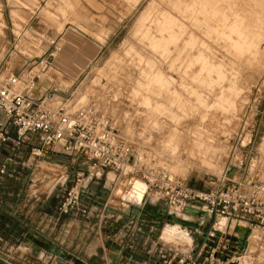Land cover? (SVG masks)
<instances>
[{
	"label": "rangeland",
	"instance_id": "1",
	"mask_svg": "<svg viewBox=\"0 0 264 264\" xmlns=\"http://www.w3.org/2000/svg\"><path fill=\"white\" fill-rule=\"evenodd\" d=\"M162 1H0V63H5L6 73L31 72L29 75L35 78V96H45L49 107L64 104L74 110L88 104L98 106L116 120L132 143L136 165L122 173L110 198L106 195L104 199H97L100 208L106 204L108 208H122L117 200L132 205L141 200L140 191L126 194L120 189L127 191V176L134 169L139 170L140 165L165 170L200 191L218 187L223 174L228 171L229 175L233 166L237 168L235 174L227 175L224 183L245 186L249 182L264 183V0ZM213 1L217 2V7L213 6ZM171 3L174 7L178 5L182 13L176 8L175 11ZM218 5L221 6L218 8ZM185 8L189 9L184 14ZM216 12L223 19L225 15V21ZM85 13L90 17L83 16ZM144 17L148 20L142 23ZM163 18L168 21L166 24L173 19L179 26L172 27L174 24L170 22L172 29L168 31ZM231 22L239 25L234 28ZM70 23L85 32L89 39L69 27ZM230 25L234 30L226 28ZM154 27L156 30L159 27L156 34ZM198 28L201 33L197 32ZM182 29L188 30L182 35ZM219 29H223V33ZM230 31L240 35L230 34ZM170 40L176 46L168 45ZM38 58L43 61L40 66L35 62ZM158 74L163 75L161 80ZM50 95L54 97L48 99ZM62 163L66 164L64 160ZM64 164L59 167L39 165L31 177L32 191L46 195L54 188L56 201L61 204L75 181V174L72 177L68 170L70 165ZM103 185L104 178L96 186L91 183L87 186L99 196ZM203 215V210L171 213L165 222L175 221L181 226L179 233L196 239L198 236L193 233L203 226ZM211 225L212 221L205 223L202 231H207ZM218 240H214L215 243ZM222 240H228L229 245L222 257H230L235 251L234 238L225 236ZM174 244L180 251L188 249L181 243ZM249 258L261 263L263 256L258 260Z\"/></svg>",
	"mask_w": 264,
	"mask_h": 264
},
{
	"label": "crops",
	"instance_id": "2",
	"mask_svg": "<svg viewBox=\"0 0 264 264\" xmlns=\"http://www.w3.org/2000/svg\"><path fill=\"white\" fill-rule=\"evenodd\" d=\"M83 16L88 18L90 14L85 13ZM42 96L40 94L37 98ZM6 123V118L0 111V124L6 126L9 137L8 144L3 146L0 154V168L4 167L6 171L5 175L0 176V259L3 261L11 264H163L159 257L167 250L189 254L202 243L203 236L209 230L204 232L202 227L211 219L206 208L198 203L189 204L184 210L177 211L169 209L163 198L146 195L144 207L149 208L147 213L137 214L133 218L129 210L123 208L121 201L117 200L122 208H110L122 212L123 216L103 214L107 204L100 208L97 199H102L103 195L110 198L118 181V175L108 170L102 171L87 183L96 186L104 178L101 191L103 195L98 196L90 187L82 194V199L74 210L68 214H60V203L56 201L57 197L52 191L54 188L46 195L40 191H32L34 184L31 177L39 165L59 167L64 164L63 160L66 162L64 165H70L68 170L74 177L78 165L62 158L30 156V146L27 143L18 147L13 144L15 129ZM120 189L126 194L136 193L129 184L126 192L124 188ZM197 210H203L204 215L201 221L203 226L193 233L198 236L196 239L179 233L181 226L175 221L160 223V212H164L168 218L171 213ZM223 230L226 237L234 238V257L255 254L254 235L244 221L225 220L220 231ZM33 238L43 241L49 248L60 250L67 258L60 260L58 256L50 255L34 244ZM174 243H181L188 249L180 251ZM222 243L226 245L228 240ZM210 244L208 250L214 249L216 243ZM217 253V257H222L225 251L219 249ZM106 257H109V262ZM261 261L264 264V255Z\"/></svg>",
	"mask_w": 264,
	"mask_h": 264
},
{
	"label": "built area",
	"instance_id": "3",
	"mask_svg": "<svg viewBox=\"0 0 264 264\" xmlns=\"http://www.w3.org/2000/svg\"><path fill=\"white\" fill-rule=\"evenodd\" d=\"M6 72L5 63L1 62L0 111L6 118V125L15 129L13 144L18 147L27 143L30 154L36 158L65 156L68 163L78 165L74 171V186L58 207L60 214L74 210L85 192L87 183L79 172L81 164L87 168L88 180L104 170L115 172L119 178L128 167L136 165L132 143L126 139L116 120L98 106L88 104L74 110L67 109L64 104L49 107L45 96H35V78L29 75L31 72ZM8 141L6 126L0 124V154ZM138 169L129 173L127 185H132L135 179L143 182L147 187L145 200L146 195L163 198L169 209L177 211L198 203L206 208L212 221L195 251L179 254L168 250L160 257L163 264H261L249 257L258 260L264 255V183L226 184L227 171L218 187L200 191L188 187L165 170L142 165ZM5 174V168L1 167L0 176ZM220 219L244 221L254 235L255 254L217 257L219 249L225 252L229 249L228 244L222 243L225 230L219 229ZM217 238L214 249L208 250V244Z\"/></svg>",
	"mask_w": 264,
	"mask_h": 264
},
{
	"label": "bare ground",
	"instance_id": "4",
	"mask_svg": "<svg viewBox=\"0 0 264 264\" xmlns=\"http://www.w3.org/2000/svg\"><path fill=\"white\" fill-rule=\"evenodd\" d=\"M159 1H162V0H159ZM175 1H176V0H175ZM188 1H190V0H188ZM191 1H192V0H191ZM199 1H200V0H199ZM208 1H209V0H208ZM215 1H217V0H215ZM218 1H219V0H218ZM227 1H228V0H227ZM227 1H226V2H227ZM243 1H244V0H243ZM243 1H242V2H243ZM252 1H253V0H252ZM259 1H260V0H259ZM261 1H263V0H261ZM261 1H260V2H261ZM162 2H163V1H162ZM168 2H169V1H168ZM173 2H174V1H173ZM179 2H180V1H179ZM195 2H197V1H195ZM195 2H194V3H195ZM213 2H214V1H213ZM224 2H225V1H224ZM228 2H230V1H228ZM233 2H234V0H233ZM238 2H239V1H238ZM247 2H248V1H246V3H247ZM250 2H251V0H250ZM160 3H161V2H160ZM177 3H178V2H177ZM177 3H176V4H177ZM187 3H188V2H187ZM187 3H186V4H187ZM190 3H191V2H190ZM200 3H201V1H200ZM200 3H199V4H200ZM207 3H208V2H207ZM214 3H215V2H214ZM219 3H222V2H219ZM219 3H218V4H219ZM171 4H172V3H171ZM181 4H182V3H181ZM181 4H180V5H181ZM191 4H192V3H191ZM205 4H206V2H205ZM209 4H210V3H209ZM209 4H208V5H209ZM212 4H213V3H212ZM215 4H216V5H215ZM215 4H214L213 6H216V7H217V2H216ZM229 4H230V3H229ZM229 4L227 5L228 7L230 6ZM238 4H240V3H238ZM238 4L236 3V5H238ZM247 4H248V6H249V2H248ZM247 4H246V5H247ZM261 4H262V3H261ZM163 5H164V4H163ZM165 5H166V4H165ZM173 5H174V4H172V6H173ZM187 5H188V4H187ZM189 5H190V4H189ZM196 5H198V3H197ZM221 5H222V4H221ZM221 5H218V8H219V6H221ZM232 5H233V4H232ZM232 5H231V6H232ZM234 5H235V4H234ZM151 6H152V5H151ZM168 6H169V5H168ZM168 6H167V8H168ZM177 6H178V5H176V7L173 6V7H174V10H175V8L177 9ZM198 6H200V5H198ZM198 6H197V8H198ZM242 6H243V5H242ZM154 7H156V6H154ZM158 7H159V10H161V9H160L161 6H158ZM178 7H179V6H178ZM181 7H182V6H181ZM184 7H185V6H183L182 8H184ZM191 7H193V6H191ZM195 7H196V6H195ZM202 7H203V6H202ZM204 7H205V6H204ZM225 7H226V6H225ZM228 7H227V8H228ZM234 7H235V6H234ZM151 8H153V7H151ZM151 8H150V10H151ZM162 8H163V7H162ZM164 8H165V7H164ZM199 8H200V7H199ZM199 8H198V9H199ZM208 8L210 9V7H208ZM212 8H214V7H212ZM218 8H217V9H218ZM232 8H233V6H232ZM236 8H237V7H236ZM241 8H242V7H241ZM244 8H245V7H244ZM244 8H243V9H244ZM156 9H157V8H156ZM169 9H170V8H169ZM188 9H189V8H188ZM188 9H187V10H188ZM223 9H224V8H223ZM229 9H230V7H229ZM239 9H240V8H239ZM243 9H242V10H243ZM248 9H249V8H248ZM153 10H154V8H153ZM153 10H152V11H153ZM171 10H172V9H171ZM178 10H179V11H178ZM182 10H183V9H182ZM187 10H186V8H185V12L183 11V13L185 14V13L187 12ZM195 10H196V9H195ZM195 10H194V11H195ZM200 10H201V9H200ZM204 10H205V9H204ZM221 10H222V9H221ZM221 10H219V11H221ZM225 10H226V9H225ZM230 10H231V9H230ZM161 11H162V10H161ZM175 11H176V10H175ZM190 11H191V10H190ZM206 11H207V10H206ZM210 11H212L211 13H213V10H210ZM227 11H228V10H227ZM234 11H235V10H234ZM238 11H239V10H238ZM240 11H241V10H240ZM163 12H165V11H163ZM172 12H173V11H172ZM177 12H181L180 9H177ZM188 12H189V11H188ZM191 12H193V11H191ZM195 12H196V14H197L198 11H195ZM202 12H203V11H202ZM202 12H201V13H202ZM228 12H230V11H228ZM228 12H227V13H228ZM232 12H233V11H232ZM244 12H245V11H244ZM149 13H150V12H149ZM149 13H148V14H149ZM151 13H152V12H151ZM154 13H155V15H156L158 12H157V13L154 12ZM154 13H153V14H154ZM161 13H162V12H160L159 14L161 15ZM169 13H170V12H169ZM181 13H182V12H181ZM181 13H179V14L181 15ZM199 13H200V12H199ZM203 13H205V12H203ZM208 13H209V12H208ZM214 13H215V12H214ZM222 13L224 14V11H223ZM222 13H221V15L223 16ZM225 13H226V12H225ZM234 13H235V12H234ZM166 14H167V13H166ZM166 14H165V15H166ZM177 14H178V13H176V16H177ZM184 14H182V15H184ZM209 14H210V13H209ZM216 14H217V12H216ZM216 14H215V16H216ZM218 14H219V13H218ZM218 14H217V15H218ZM146 15H147V14H146ZM165 15H164V16H165ZM169 15H170V14H169ZM188 15H191V14H188ZM200 15H201V14H200ZM200 15H199V17L202 18V16H200ZM202 15H204V14H202ZM205 15H206V14H205ZM211 15H213V14H211ZM227 15H228V14H226V16H227ZM232 15H233V14H232ZM232 15H231V16H232ZM237 15L239 16L240 13L237 14ZM237 15H236V16H237ZM144 16H145V15H144ZM152 16H153V15H152ZM166 16H167V15H166ZM178 16H179V15H178ZM196 16H197V15H196ZM207 16H208V15H207ZM231 16H230L229 18H231ZM242 16H243V15H242ZM147 17H148V15H147ZM147 17H144L145 21L142 22V23H145V22H146ZM154 17H155V16H154ZM170 17H171V16H170ZM192 17H193V16H192ZM194 17H195V15H194ZM197 17H198V16H197ZM218 17H219V15H218ZM227 17H228V16H227ZM232 17H233V16H232ZM148 18H149V17H148ZM152 18H153V17H152ZM165 18H169V17H165ZM174 18H175V17H174ZM178 18H179V17H178ZM178 18H177V19H178ZM180 18H181V17H180ZM184 18H185V17H184ZM186 18H189V17H186ZM195 18H196V17H195ZM211 18H212V17H211ZM216 18H217V16H216ZM216 18H215V19H216ZM219 18L223 19L222 17H219ZM229 18H228V19H229ZM235 18H236V17H235ZM150 19H151V18H150ZM153 19H155V18H153ZM163 19H164V18H163ZM196 19H197V18H196ZM196 19H195V21H196ZM203 19H204V18H203ZM225 19H226V17H225V15H224V19H223V20L225 21ZM228 19H227L226 21H228ZM233 19H234V18H233ZM239 19H240V18H239ZM241 19H242V18H241ZM147 20H148V19H147ZM156 20H157V19H156ZM160 20H161V19H160ZM167 20H168V19H167ZM169 20H170V19H169ZM172 20H173V19H172ZM172 20H170V22H172ZM181 20H182V19H181ZM191 20H192V19H191ZM198 20H199V19H198ZM210 20H211V19H210ZM218 20H219V19H218ZM218 20H217V21H218ZM223 20H221V21H223ZM231 20H232V19H231ZM236 20H238V18H236ZM162 21H163V20H162ZM164 21H165V19H164ZM187 21H188V20H187ZM187 21H186V24H187ZM195 21H194V25H196ZM212 21H214V20H212ZM233 21H234V20H233ZM241 21H242V20H241ZM166 22H168V21H165V24H166ZM170 22H169V25L171 24ZM189 22H190V21H189ZM192 22H193V21H192ZM237 22H238V21H237ZM154 23H155V22H154ZM157 23H159V20L157 21ZM184 23H185V22H184ZM197 23H199V22H197ZM214 23H215V22H214ZM217 23L219 24V22H217ZM224 23H225V22H224ZM148 24H149V23H148ZM173 24H174V21L172 22V25H173ZM177 24H178V25H177ZM182 24H183V23H182ZM182 24H180V25H182ZM225 24H226V23H225ZM228 24H229V23H228ZM231 24H232V22H231ZM144 25H145V24H144ZM149 25H150V24H149ZM166 25H168V24H166ZM169 25L167 26V29H166V30H168V31H170V29H172V27H175V25H177V27H178V26H179V23H178V21H177V23L174 24V26H172L171 28H170L171 25H170V26H169ZM198 25H199V24H198ZM221 25H222V27H223L224 24L221 23ZM234 25H237L236 22L234 23ZM234 25L232 24L233 27H234ZM238 25H239V24H238ZM238 25H237V26H238ZM258 25H259V24H258ZM141 26H142V25H141ZM141 26H140V27H141ZM147 26H148V25H147ZM153 26H154V25H153ZM218 26H219V25H218ZM218 26H217V27H218ZM232 26L230 25V26H227L226 28L229 30V27L231 28ZM69 27L74 28L76 31L80 32L81 34H83L84 36H86V37L89 39V37L86 35V33L83 32L79 27H76V26L72 25L71 23H70ZM161 27H162V25L160 26V28H161ZM187 27H188V26H187ZM190 27H191V26H190ZM193 27H194V26H193ZM193 27H192V28H193ZM195 27H196V26H195ZM199 27H200V26H199ZM211 27H212V26H211ZM217 27H215V28H217ZM224 27H225V25H224ZM224 27H223V29H224ZM233 27L231 28L232 30H234V28H237L236 26H235L234 28H233ZM260 27H261V26H260ZM262 27H263V26H262ZM143 28H144V27H143ZM147 28H148V27H146V29H147ZM156 28L159 29V27H156ZM169 28H170V29H169ZM182 28H184L183 25H182ZM206 28H207V27H206ZM219 28H221V26H219ZM154 29H155V27H154ZM158 29H157V30H158ZM180 29H181V28L179 27V28L177 29V31L179 32ZM198 29H199V30H197V32L200 31V28H198ZM207 29H208V28H207ZM223 29H222V30L219 29V30H221V32L223 33ZM155 30H156V29H155ZM157 30L154 32V34H156ZM174 30H175V29H174ZM182 30H183V29H182ZM185 30L187 31L188 29H185ZM185 30H183V32H181L182 35H183V33H184ZM191 30H192V29H191ZM219 30H218V31H219ZM225 30H226V29H225ZM225 30H224V31H225ZM236 30L239 32L238 29H236ZM245 30H246V29H245ZM245 30H244V31H245ZM148 31H149V30H148ZM152 31H153V30H152ZM158 31H159V30H158ZM214 31H215V30H214ZM216 31H217V30H216ZM216 31H215V32H216ZM244 31H243V32H244ZM143 32H145V31H143ZM163 32H164V30L162 31V33H163ZM165 32H166V31H165ZM201 32H202V31H200V33H201ZM221 32H219V33H220L219 35H224V36L226 35V34H221ZM226 32H227V31H226ZM233 32H235V31H230V34L233 33ZM238 32H235V33H238ZM158 33H159V32H158ZM172 33H173V32H172ZM181 33H179V35H180ZM190 33H191V32H190ZM240 33H241V32H240ZM142 34H143V33H142ZM144 34H146V33H144ZM154 34H153V35H154ZM159 34H160V33H159ZM164 34H166V33H164ZM176 34H177V33H176ZM188 34H189V33H188ZM193 34H194V33H193ZM195 34H196V33H195ZM227 34H228V33H227ZM238 34H239V33H238ZM160 35H161V34H160ZM168 35H169V34H168ZM168 35H166V37H167ZM172 35H173V34H172ZM191 35H192V34H190V37H191ZM239 35H240V34H239ZM261 35H262V34H261ZM263 35H264V34H263ZM142 36H143V35H142ZM147 36H149V33H148ZM162 36H163V35H162ZM170 36H171V35H170ZM173 36H174V35H173ZM173 36H171L172 39H173ZM177 36H178V35H177ZM180 36H181V35H180ZM188 36H189V35H188ZM192 36H194V35H192ZM224 36H223V37H224ZM252 36H253V35H252ZM150 37H151V34H150V36H149V39H150ZM154 37H157V36H154ZM159 37H161V36H159ZM163 37H164V36H163ZM168 37H169V36H168ZM168 37H167V39H168ZM230 37H231V35H230ZM237 37H238V36H237ZM258 37H260V36H258ZM258 37H257V38H258ZM262 37H264V36H262ZM177 38H180V37L178 36ZM192 38H193V37H192ZM253 38H254V37H253ZM151 39H152V37H151ZM154 39H155V38H154ZM174 39L176 40V38H174ZM180 39H181V38H180ZM195 39H196V38H195ZM230 39H231V38H230ZM163 40H164V38H163ZM163 40H162L161 44L163 43ZM175 40H174V42H175ZM178 40H179V39H178ZM178 40H177V41H178ZM231 40H232V39H231ZM144 41H145V39H144ZM149 41H150V40H149ZM187 41H188V40H187ZM245 41H246V39H245ZM153 42H154V41H153ZM165 42L167 43V41H165ZM170 42H171V40H170ZM170 42H168V45H169V44H172V42H171V43H170ZM188 42H189V41H188ZM230 42H231V41H230ZM261 42H262V41H261ZM146 43H148V42H146ZM155 43H156V42H154L153 44H155ZM176 43H177V42H176ZM184 43H185V42H184ZM189 43H190V42H189ZM236 43H238V42H236ZM255 43H256V42H255ZM149 44H150V43H149ZM153 44L151 43V45L154 47L155 45H153ZM163 44H164V43H163ZM163 44H162V47L160 46L161 49L163 48ZM215 44H216V43H215ZM231 44H232V43H231ZM253 44H254V43H253ZM258 44H259V43H258ZM263 44H264V43H263ZM151 45H150V46H151ZM157 45H159V44H156V46H157ZM166 45H167V44H166ZM172 45H175V44H172ZM190 45H191V44H190ZM190 45H189V48H190ZM247 45H248V44H247ZM175 46H176V45H175ZM157 47H159V46H157ZM157 47H155V48H157ZM166 47L168 48V46H166ZM187 47H188V46H187ZM155 48H153V49H155ZM164 48H165V47H164ZM253 48H254V46H253ZM173 49H174V47H173ZM184 49H185V48H184ZM256 49H257V48H256ZM165 50H167V49H165ZM176 50H177V49H176ZM255 51H256V50H255ZM156 52H157V51H156ZM165 52H166V51H165ZM249 52H250V51H249ZM199 53H200V51H199ZM164 54H165V53H164ZM164 54H162V55H164ZM167 54H168V53H167ZM200 54H201V53H200ZM256 54H258V53H256ZM256 54H255V55H256ZM176 55H177V54H176ZM164 56H165V55H164ZM171 56H172V55H171ZM251 57H252V56H251ZM160 58H161V57H160ZM200 59H201V58H200ZM249 59H250V58H249ZM174 61H176V60L174 59ZM251 61H252V60H251ZM35 62H36V65H38V66L42 65V63H43V61H42L41 59H39V58L36 59ZM164 62H165V61H164ZM164 62H163V63H164ZM159 63H160V62H159ZM251 63H252V62H251ZM208 67H209V66H208ZM210 67H211V69H214L213 66L210 65ZM212 67H213V68H212ZM215 67H216V66H215ZM217 67H218V66H217ZM217 67H216L215 69H217ZM219 67H220V66H219ZM206 69H207V68H206ZM211 69H210V70H211ZM208 70H209V68H208ZM210 70L208 71L209 73H210ZM205 71H206V70H205ZM213 71H214V70H213ZM221 72H222V70H221ZM206 74H208V73L206 72ZM158 75L160 76V74H158ZM159 76H156V77L159 78ZM162 76H163V75H162ZM162 76H160V79H159V80H161V77H162ZM224 76H225V75H224ZM168 78H169V77H168ZM215 78H216V77H215ZM209 79H210V78H209ZM165 80H166V79H165ZM217 80H218V79H217ZM219 80H221V77H219ZM204 81H205V80H204ZM208 81H209V80H208ZM215 81H216V80H215ZM223 82H224V81H223ZM209 83H210V82H209ZM215 83H216V82H215ZM216 84H217V83H216ZM218 84H219V83H218ZM209 86H210V85H209ZM222 87H223V86H222ZM159 88H160V87H159ZM156 90H157V88H156ZM222 90H223V89H222ZM153 91H154V90H153ZM158 91H159V90H158ZM158 91H157V92H158ZM153 94H154V93H153ZM157 96H159V95H157ZM218 96H219V95H218ZM53 97H54L53 95H50V96H48V99H52ZM83 97H84V96H83ZM231 157H232V156H231ZM230 159H231V158H230ZM230 159H229V160H230ZM227 166H228V165H227ZM233 167H234V166H233ZM128 168H130V167H128ZM86 169H87L86 166H85L84 164H81V165H80V168H79V172H80L81 174H83V176H85ZM84 178H85L84 180L86 181V183L90 182L88 179H86V177H84ZM132 189H133V190L140 191L141 194H142V196H143V197H142V200L144 199V197H145V193H146V192H145V186H144V183H143V182L136 181V182L132 185ZM142 200L139 201L138 203H136V205L140 204V203L142 202ZM206 211H207V210H206ZM207 213H208V212H207ZM208 215H209V214H208ZM219 221H220V222H219V229H222V226H223V223L225 222V220H224V219H220ZM67 264H70V263H67Z\"/></svg>",
	"mask_w": 264,
	"mask_h": 264
},
{
	"label": "water",
	"instance_id": "5",
	"mask_svg": "<svg viewBox=\"0 0 264 264\" xmlns=\"http://www.w3.org/2000/svg\"><path fill=\"white\" fill-rule=\"evenodd\" d=\"M58 158H62V159H65V160L68 159V158L65 157V156H58ZM236 169H237L236 167H233V168H232L231 172L229 173V176H230V177H231L233 174H235ZM84 177H86V178L88 177L87 172H85V176H84ZM136 181H139V180H136V179H135L133 182L135 183ZM90 182H91V180H90ZM140 182H141V181H140ZM144 186H145V192H147V187H146L145 184H144ZM84 190L87 191V190H88V187H86ZM103 198H105L104 195H103ZM81 199H82V197H81ZM122 201H123V200H122ZM128 204H129V205H128ZM144 204H145V198H144V199L142 200V202H141L140 204H138V205H132V204H130V203H127V202H124V201H123L122 206L129 210V212H130V216H131V217L135 218V216H136L137 214L141 215V214H144V213L149 212V208L144 207V206H145ZM104 212H105L106 215H108V214H118V215H122V212H120V211H118V210H113V209L108 208V207L105 208V211H104ZM122 216H123V215H122ZM159 217H160V223L163 224V223L165 222L167 216L165 215L164 212H160V213H159ZM124 218H125V219H126V218L128 219V217H124ZM32 241H33L34 244L38 245L39 247H42V248H43L45 251H47L50 255L58 256V258H59L60 260H65V259L67 258L66 255H65L63 252H61L60 250H59V251H56V250H54V249H52V248H49L47 244L43 243V241L37 240V239H35V238H33ZM0 264H11V263L6 262V261H3L2 259H0ZM77 264H80V263H77Z\"/></svg>",
	"mask_w": 264,
	"mask_h": 264
}]
</instances>
